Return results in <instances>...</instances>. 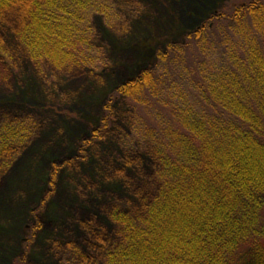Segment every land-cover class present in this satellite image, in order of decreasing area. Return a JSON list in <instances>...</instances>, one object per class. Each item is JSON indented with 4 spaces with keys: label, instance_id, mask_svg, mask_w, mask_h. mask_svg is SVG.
Listing matches in <instances>:
<instances>
[{
    "label": "trees",
    "instance_id": "1",
    "mask_svg": "<svg viewBox=\"0 0 264 264\" xmlns=\"http://www.w3.org/2000/svg\"><path fill=\"white\" fill-rule=\"evenodd\" d=\"M109 2L0 0V25L37 66L102 71L92 15ZM108 97L102 133L116 128L115 105L150 109L143 143L129 146L157 167L154 193L113 213L97 264H264V0H225ZM31 132L0 121V170Z\"/></svg>",
    "mask_w": 264,
    "mask_h": 264
},
{
    "label": "rangeland",
    "instance_id": "2",
    "mask_svg": "<svg viewBox=\"0 0 264 264\" xmlns=\"http://www.w3.org/2000/svg\"><path fill=\"white\" fill-rule=\"evenodd\" d=\"M109 1L92 15L102 71L37 66L0 25V121L32 124L0 170V264H97L117 234L113 213L154 193L157 167L146 148L129 146L143 143L150 109L121 102L116 128L102 133L103 105L225 2Z\"/></svg>",
    "mask_w": 264,
    "mask_h": 264
}]
</instances>
